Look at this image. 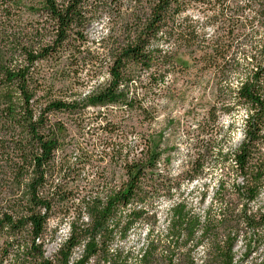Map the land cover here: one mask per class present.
Masks as SVG:
<instances>
[{
    "label": "trees",
    "instance_id": "obj_1",
    "mask_svg": "<svg viewBox=\"0 0 264 264\" xmlns=\"http://www.w3.org/2000/svg\"><path fill=\"white\" fill-rule=\"evenodd\" d=\"M103 18L118 20V43L89 42ZM52 64L63 89L106 80L55 98ZM179 84L203 85L204 103L188 112L185 171L172 177V148L136 121L151 126ZM57 115L75 119L74 136ZM206 168L222 170L207 212L195 207L205 189L194 205L176 200L154 237L158 202ZM263 196L264 0H0V264H130L120 244L145 226L134 264H236L239 237L248 252L263 237ZM65 220L48 259L49 223L56 233Z\"/></svg>",
    "mask_w": 264,
    "mask_h": 264
},
{
    "label": "rangeland",
    "instance_id": "obj_2",
    "mask_svg": "<svg viewBox=\"0 0 264 264\" xmlns=\"http://www.w3.org/2000/svg\"><path fill=\"white\" fill-rule=\"evenodd\" d=\"M117 24V19H113L112 24L107 23L106 18H103L97 23H93L87 30V38L89 42L96 41L97 39H100L101 37L106 35V38H109L108 40L111 44L118 43L120 40L119 35L117 34ZM109 28L111 29V31L107 32ZM55 64L50 65L46 70V85L49 89H51V96L55 98H64V96H68L73 92L72 94L74 97H79L82 99L93 88L101 85L106 80L105 75H101L96 84L91 83L90 85H87L83 88L71 87L63 89L61 83L59 82V79L51 71L52 68L57 67ZM204 88L205 87L203 85L190 86L188 84H179L177 86V95H175V98L171 103L165 101L164 99H159L157 101L158 119H156V121L151 126H148L147 123L141 122V120L136 121L138 131L148 135H161L163 136V139L168 144V146L172 148L170 160L171 165L169 167V172L172 177L182 175V173L185 171L184 164L187 161L190 141H188V139L186 138L184 129L185 126H188L191 129H194L195 127L193 121L191 120V115L188 112L193 105L198 108L196 110H198L199 112V106H201L200 104L204 103V101H199L200 94L204 90ZM93 111L94 110L89 109L90 113H92ZM102 111L103 110H101V112ZM56 118L64 122L67 126L70 136H74L75 130L72 124L73 120L75 119L68 115H57ZM242 119L243 116L241 114L235 118L236 126H239ZM240 137V132H235L234 135L228 140L227 145L232 149L236 148L240 142ZM221 174L222 170H219L218 168H206L204 171V175L200 178V180H197L193 184H186L185 181L181 183L180 188L176 193L173 194V198L170 201L160 200L158 202V214L160 216V221L155 227L153 233L154 237L163 233V230L166 226L165 218L168 214L167 212L172 202H175L176 200L185 198L190 204L194 205L199 201V196L202 193L203 189H205L207 191L205 204L203 206L195 207L199 209L201 213L207 212V208L210 205L213 192L217 187ZM263 203L264 196L259 199L258 202L253 204L252 208H259ZM210 214L211 216H217L219 214L218 208L214 207L212 211H210ZM55 222L56 221H51L49 223V232L46 237L45 245L43 247L45 257L48 259L54 258L59 249V245L64 241L68 233L67 220L59 225L56 233H52ZM147 232L148 228L146 226L140 228L139 230H137V232H133L130 235L128 242L120 244V246L123 245L125 249L133 251L134 258H128L130 264H134L137 252L146 243ZM262 235V239H260L257 244H255L256 248L252 247L249 252L246 247L247 241L244 239L243 234L239 237L234 247V261L236 264H259L261 260L264 259V230ZM81 252L82 247L77 248L73 252L72 260H77ZM198 252L200 255L203 250L200 249V251ZM90 264H94V262L92 261Z\"/></svg>",
    "mask_w": 264,
    "mask_h": 264
}]
</instances>
